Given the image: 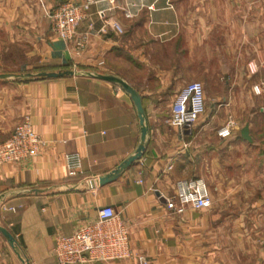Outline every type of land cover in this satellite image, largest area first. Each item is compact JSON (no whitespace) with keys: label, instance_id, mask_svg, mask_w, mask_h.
<instances>
[{"label":"crops","instance_id":"1","mask_svg":"<svg viewBox=\"0 0 264 264\" xmlns=\"http://www.w3.org/2000/svg\"><path fill=\"white\" fill-rule=\"evenodd\" d=\"M84 2L0 0V73L104 61L142 94L150 143L118 181L90 189L139 143L130 96L87 77L0 81V143L27 118L47 141L40 155L0 166V225L21 253L0 232V264H58L57 237L105 206L129 227L131 256L96 264H264V0H94L75 39L56 37L48 10ZM102 11L125 32L103 29ZM193 81L212 89L211 103L193 130L174 129L172 103ZM73 152L83 169L71 177L64 157ZM193 178L206 181L213 206L170 211L165 197Z\"/></svg>","mask_w":264,"mask_h":264},{"label":"built area","instance_id":"2","mask_svg":"<svg viewBox=\"0 0 264 264\" xmlns=\"http://www.w3.org/2000/svg\"><path fill=\"white\" fill-rule=\"evenodd\" d=\"M94 0H86L82 4L64 3L48 10L51 32L65 41L76 38L79 26L88 17ZM104 21L103 29L111 27L117 33L123 34L124 28L117 21L106 18L105 12H100ZM80 45V43H79ZM105 62L98 63V71H104ZM264 90V83L257 87ZM208 110V98L205 84L193 81L186 84L176 95L170 111V126L174 129L193 130ZM223 138L231 137L229 125L220 129ZM47 141L35 132L32 123L27 118L19 123L11 137L0 143V166L6 163H17L36 157L42 153ZM69 176H77L83 169V157L79 152L67 153L64 157ZM174 168L173 163L167 170ZM166 207L178 214L187 208L197 211L210 209L213 196L206 181L202 178L182 179L175 183V193L165 197ZM16 211L14 207L10 208ZM54 253L58 264H96L129 258L131 256L129 227L119 220L118 213L111 206L103 207L97 220L83 226L72 235H60L56 239ZM141 264H148L144 257H139Z\"/></svg>","mask_w":264,"mask_h":264},{"label":"water","instance_id":"3","mask_svg":"<svg viewBox=\"0 0 264 264\" xmlns=\"http://www.w3.org/2000/svg\"><path fill=\"white\" fill-rule=\"evenodd\" d=\"M66 77H87L93 78L96 80L106 81L113 85L120 87L125 91L133 101L135 106L137 116L140 124L141 136L139 143L135 151L129 155L121 164H119L115 169L109 173L100 176L90 182V189H95L98 187H104L111 183L118 181L129 169H131L138 161H140L149 146L151 139V130L147 117V112L144 107L143 96L139 90H137L133 85H131L127 80L121 76L107 72V71H98L96 69L86 70V69H60V70H42L38 72H28V73H0V81H38V80H49V79H59ZM242 136L244 139L251 141V136L249 133V127L243 129ZM0 232L7 239L9 244L15 249L16 253L21 256L19 247L17 245V240L14 235L5 227L0 225Z\"/></svg>","mask_w":264,"mask_h":264},{"label":"rangeland","instance_id":"4","mask_svg":"<svg viewBox=\"0 0 264 264\" xmlns=\"http://www.w3.org/2000/svg\"><path fill=\"white\" fill-rule=\"evenodd\" d=\"M9 72H19V71H16V70H10ZM23 73L24 72H26V71H22ZM13 81H15V80H13ZM206 87V86H205ZM212 89L209 87H207V98H209V100H208V103H211V102H209V101H211L210 99H211V95H212ZM203 211V210H202Z\"/></svg>","mask_w":264,"mask_h":264},{"label":"trees","instance_id":"5","mask_svg":"<svg viewBox=\"0 0 264 264\" xmlns=\"http://www.w3.org/2000/svg\"><path fill=\"white\" fill-rule=\"evenodd\" d=\"M48 70V69H47Z\"/></svg>","mask_w":264,"mask_h":264}]
</instances>
